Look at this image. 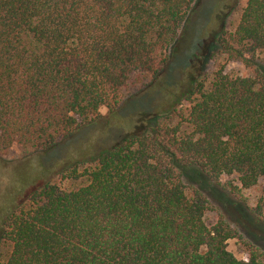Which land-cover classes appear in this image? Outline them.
Listing matches in <instances>:
<instances>
[{
	"label": "trees",
	"instance_id": "obj_1",
	"mask_svg": "<svg viewBox=\"0 0 264 264\" xmlns=\"http://www.w3.org/2000/svg\"><path fill=\"white\" fill-rule=\"evenodd\" d=\"M195 2L0 0V156L13 145L47 152L102 107L119 109L139 76L160 79ZM262 52L264 0H246L173 106L141 112L139 131L70 161L7 209L0 264H264L217 198L264 227ZM229 63L247 72H226ZM232 239L244 259L228 251Z\"/></svg>",
	"mask_w": 264,
	"mask_h": 264
},
{
	"label": "rangeland",
	"instance_id": "obj_2",
	"mask_svg": "<svg viewBox=\"0 0 264 264\" xmlns=\"http://www.w3.org/2000/svg\"><path fill=\"white\" fill-rule=\"evenodd\" d=\"M245 1L196 0L176 42L169 49L171 62L160 79L139 76L135 83H130L121 91L119 109L109 113L102 107L100 115L92 123L84 125L71 138L47 152L26 151L13 145L5 155L0 156V223L13 203L21 201L33 188L54 179V175L70 161L87 159L129 131H139L142 127L141 112H162L173 106L176 97L187 90L189 82L199 72L203 63L200 57L207 45L219 29L224 25L229 28L237 21ZM259 57L264 60V53ZM218 62L223 63V59ZM207 67L213 68L214 62L210 61ZM225 71L232 74L247 72L239 63L227 64ZM159 83L162 84L160 92ZM258 195L259 187L244 192L249 208L254 206ZM217 198L222 202L218 201L220 209L241 228L245 239L264 251V227L255 224L249 213L224 202L221 195ZM215 216L214 213L207 214L206 222L211 224ZM227 249L239 259L246 257L245 247L238 239L229 240Z\"/></svg>",
	"mask_w": 264,
	"mask_h": 264
}]
</instances>
